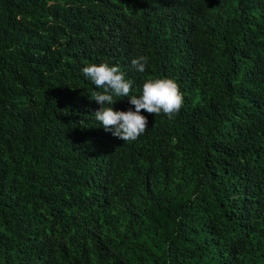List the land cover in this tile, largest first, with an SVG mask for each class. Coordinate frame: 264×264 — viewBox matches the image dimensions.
Listing matches in <instances>:
<instances>
[{"label":"trees","instance_id":"obj_1","mask_svg":"<svg viewBox=\"0 0 264 264\" xmlns=\"http://www.w3.org/2000/svg\"><path fill=\"white\" fill-rule=\"evenodd\" d=\"M105 62L180 111L106 131ZM0 264H264V0H0Z\"/></svg>","mask_w":264,"mask_h":264},{"label":"clouds","instance_id":"obj_2","mask_svg":"<svg viewBox=\"0 0 264 264\" xmlns=\"http://www.w3.org/2000/svg\"><path fill=\"white\" fill-rule=\"evenodd\" d=\"M147 63L148 58L143 55L131 61L133 69L139 73L145 72ZM82 72L98 89H102L91 95L103 106L94 113L95 120L106 131L126 142L137 140L147 129V117L141 114V110L155 115L164 113L172 119L183 105V95L172 79H147L137 96L131 94L132 81L125 79L119 66H110L106 62L91 64L85 66ZM114 97H130L129 102L135 106V111H116L112 106L117 100Z\"/></svg>","mask_w":264,"mask_h":264}]
</instances>
